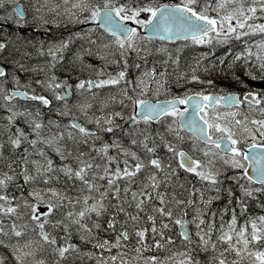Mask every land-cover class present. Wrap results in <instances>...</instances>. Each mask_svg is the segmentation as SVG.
Returning <instances> with one entry per match:
<instances>
[{
	"label": "snow or ice",
	"instance_id": "6c2138e0",
	"mask_svg": "<svg viewBox=\"0 0 264 264\" xmlns=\"http://www.w3.org/2000/svg\"><path fill=\"white\" fill-rule=\"evenodd\" d=\"M5 0H0V6H3ZM49 5H52L49 7ZM63 5V12L67 13L70 20L76 23L99 22V27L111 37L114 38L110 43H103L102 48L107 50L111 44H115L119 50L121 57H124L128 51H136L139 53V41L144 37L137 31L136 26L147 29L148 31L158 34L159 39L183 38L191 39L195 44H212L227 43L231 39L239 40L241 37L261 34L264 35V23H257L259 19L264 18V0H180L175 4H161L158 0H62L57 3L56 0H43L41 7L47 8L49 13L60 14ZM41 7H36L35 12L41 13ZM16 17L23 20L25 12L22 8L14 10ZM83 16V19H81ZM146 16V18H144ZM3 19V17H0ZM47 23V21H44ZM79 35V34H77ZM96 43V41H91ZM67 47V43L59 45L55 50L49 49L48 55L55 60L59 52ZM257 51L253 52L252 48H246L244 52L237 54L235 60L244 59L245 63L255 61V67L260 75H255L251 70H246L245 74L250 76L253 80H264V41L255 45ZM6 44L0 42V50H4ZM87 55L91 56L93 53L88 51ZM101 59L107 57L101 56ZM178 61H174L177 63ZM127 61L125 60V64ZM167 63V62H165ZM139 67V65H136ZM199 62L197 66L192 67L190 73H181L177 77V81L184 79L187 83H205L197 75ZM206 70V69H205ZM99 76H103L101 71ZM108 79L98 80H81L76 85L77 89L91 90L92 88H100L109 85H119L124 83L122 90L123 96L135 105L141 107V118L147 124L151 121H159L161 117L169 116L172 122L167 126V132L174 135L178 141H183L180 136L179 129L187 128L195 136L196 141L204 145L200 147L199 144L193 142L192 151H199L204 157L203 160L194 159L191 155L183 150H178L172 143L168 142L163 135L160 136V141L169 153L172 154V160H178L177 167L183 169L188 173H194L200 180L208 183L210 187L215 188L216 192H220L218 185L222 183L219 179L221 171L216 167V159L218 158L224 164L232 168L243 169L239 176L231 177L237 181L246 179L249 182L254 179L261 185H264V166L256 167L253 171L256 173L255 177L248 174V169L245 167L243 161L249 160V154L244 149V145L248 139L252 141L248 147L253 150L251 160L260 165L264 160V153H257L256 149H264V120H251L250 124L253 127L246 126L248 122L247 116L237 119L238 113L229 112L222 113L221 108L230 109L239 107L242 103L248 102L259 105L264 101V97L257 99V93L248 92L244 95V100L235 93H228L227 95H218L216 93L205 94L200 92H186L183 96H176L171 100L157 101L151 103L145 99L134 98L148 95L154 91L155 95H159L161 89H165L168 84L167 69L157 74L155 67L144 72L136 82L126 80L125 71H120L115 75L108 73ZM5 70L0 67V77H5ZM238 79V78H237ZM56 80L52 76L47 83L49 89L62 87L66 82L53 83ZM16 87L12 91L5 93V89L0 84V94L2 99L6 102H11L16 97H27L31 100L40 101L44 106L50 105L51 101L43 95H29L28 92H22L19 80L14 78ZM38 85H44V81H36ZM207 84L211 85L213 82L208 80ZM247 87V85H242ZM27 87H30L28 85ZM166 90V89H165ZM134 95H129V92ZM69 93L66 91L61 95H56L57 100L64 99ZM114 99V98H113ZM123 103V101H121ZM180 105H187L181 109ZM91 104L82 105V110L87 115V109L91 108ZM11 113L7 117L9 125L16 119L17 116H24L25 113L13 111L11 107L8 108ZM264 113V108H260ZM66 115L67 113H61ZM32 116L31 112L27 113ZM39 116V112L35 114ZM123 119L121 112H115L106 117H96L95 123L100 127V130L112 133L114 129L120 128V125L115 124V118ZM231 117V118H228ZM133 125L138 121L135 116L129 117ZM93 120L89 119V123ZM53 123V122H49ZM109 125L104 128L103 125ZM173 124H178V128H174ZM31 134L35 135V139H29V133H26L23 128L17 127L15 133L8 136V143L13 149H19L22 144L35 148L38 144H46L51 146L52 140L41 137V129L44 127L42 123L33 120L30 125ZM70 127L77 129L79 133L86 138L98 139L96 132L89 130L82 126L76 120L70 122ZM10 131V129L8 130ZM57 136L62 140L63 134L58 133ZM69 139H72V134L69 133ZM87 143V140L84 141ZM133 145H138L145 153L142 158L136 151L124 148L119 141H113L111 144L103 143L99 148L93 150L97 153L96 157H92L85 153H80L75 157L76 166L70 164H63L56 168L51 159L46 158L45 152L40 149L38 155L45 157L44 162L33 160L31 164L34 166L35 174L29 172L27 165L29 160L27 158L28 149L25 148V156L21 158L22 168L20 175L23 177L24 183L28 184L42 179L45 185H49L53 179H58L57 176L50 175L51 173H63L68 179H75L80 181L82 187L80 192H87V195L77 197L74 201L65 193L56 188L45 187L40 189H33L29 192V198L15 197L8 193L9 185L17 179L15 169H12L11 164L8 165L13 174L8 172L0 173V235H14L21 237L27 229V224H17V220L28 218L34 225V231L38 229V235L41 240L48 245L54 246L53 251L58 255L56 264H62L63 261L69 259L72 254L79 253L80 249L77 245L69 242L71 240V233L69 228L71 225L77 226V231L80 233V239L87 243H92L94 248L100 250V254L95 256L89 253L90 259L95 258L97 264H128L125 259L127 252L128 241L130 236L136 238V244L133 251L137 255L142 252L155 249H163L166 245L174 243L171 236H165V229L169 228V224L161 223L160 227L156 226V215L160 217H167L169 220L174 218L173 203L180 209L183 216H187V207L196 205V201L191 199V196L198 190L193 189L189 194L188 199H179L175 193L167 191L161 192L162 185H170L173 177L177 175V170L172 167L171 160L167 164L157 153L158 145L154 138L150 139L148 135H144L142 140L132 139ZM151 145V146H150ZM4 144L0 143V157L3 154ZM115 148L117 155H111L110 149ZM60 159L66 160L72 155L68 152L65 155V150L56 148ZM224 153L220 156L219 153ZM97 158L101 163H97ZM142 173H146L143 180L138 178ZM104 182V183H100ZM182 187V185H181ZM241 190V201L245 197L252 196L253 192L245 185H239ZM229 196H232L231 188L227 189ZM214 198H219L214 197ZM212 199H204L203 194H200V203L203 207H197V215L193 217L192 221L187 223L195 224L197 228V236L199 237L201 246L207 250L210 246L214 251L217 249V242L226 244L222 252L215 258V264H237L235 260L229 262L225 258V253L234 252L237 256L242 253H247L248 256L253 257L252 264H264V215L254 217L245 221L243 225L237 224V217L233 211L231 220L224 221L221 217L219 228H216L214 222H209L202 217L206 213V209L212 203ZM116 203L113 204L112 201ZM67 201L73 208L76 205L80 206L79 211H69L65 214L63 219H57L54 222L50 217L56 215L63 207L64 202ZM91 201V202H90ZM152 201H158L159 207L153 206L151 211L156 214H147L145 208L151 204ZM115 210L114 214L107 221V230L116 233L115 240H102L94 235V231L101 229V224L92 221V215L97 218L104 215L108 208ZM128 208H134L135 214L129 212ZM41 209H44L43 211ZM141 213L147 216V221L151 223L152 227H135L141 222ZM123 214L126 219L121 223L118 216ZM212 217L216 213H211ZM15 217V219H12ZM10 221V233L5 232L4 221ZM129 221L134 225L130 232L127 227ZM91 222V223H90ZM175 223L184 225V219H175ZM120 230L117 232V225ZM46 226L56 229L63 227L65 236L64 243L58 244L57 236L51 234L46 230ZM218 231L216 241L212 239L213 232ZM151 232L152 243L146 242L147 234ZM180 235L185 241L191 242V235L187 229H182ZM156 237H159L157 239ZM0 243H3L0 240ZM23 247H15L14 256L17 264H28L27 257L35 256L33 251H24ZM116 248L117 255L105 256L104 253H111V250ZM177 255V254H173ZM183 257L179 264H199L194 261L189 253H179ZM170 261L172 257L168 258ZM0 264L3 260L0 259ZM33 264H45L43 260H34ZM146 264H165L157 256H151L146 259Z\"/></svg>",
	"mask_w": 264,
	"mask_h": 264
},
{
	"label": "rangeland",
	"instance_id": "374dc122",
	"mask_svg": "<svg viewBox=\"0 0 264 264\" xmlns=\"http://www.w3.org/2000/svg\"><path fill=\"white\" fill-rule=\"evenodd\" d=\"M30 1H31V7H30L29 11L27 9L28 15L23 22H24V24H27V25L34 24L33 31H35L36 29L42 28L43 32H46V35L48 36V38L52 37L50 39L51 40L50 41L51 46L46 47L47 52H45V53L41 51L42 49L44 50V48H45L42 45H40L39 47H37L35 49H32L29 46V44H25L24 49H22V50L20 49V50L16 51L14 54V58H13L14 63L13 62H7L8 64L13 65L14 68H16V69H14V74L15 73L19 74V76H17V77L14 76V78L18 79L19 82L28 83L31 87V90L29 91L31 93V95H43V96L49 97L52 94L51 92H49V90L52 91L53 89H49L47 87L49 90L45 92L46 93V95H45L42 93L43 90H41L39 88V85L36 83V81H38V80L42 81L43 78H46L50 75H54L56 78L60 79L62 77L60 71H62V70L66 71L67 68H69L68 69L69 70L68 75L70 73H72V75H75V77L72 79V81L70 79L64 80L63 78L60 82L54 81L53 83L66 82V84L62 85V87L55 88L54 92L56 93V95H59L63 91H67V86L69 83H71L72 87H73L72 89H76L75 91L77 92V95L74 96L72 99L71 98L68 99V102L65 103V106L52 107V108H50V110L53 109V111L52 110L49 111V113L51 115L52 114H58L60 117L63 118L61 120L62 121V128L68 130L69 133H71L72 135H74L75 133H77L78 136L82 135L81 133H79V131L77 129L70 127V122H71L70 120L72 118H78V119L83 121V123L85 124L87 129L95 131V132H99V131H101L100 127L94 122L96 117H106V116L114 114L115 112H121L123 115V119H121L120 117H116L115 118V124L120 125V128L123 129L124 127H122V124L123 123L128 124L125 121L127 119H129V117L131 116V113L133 112V108H134L135 104H133L127 98L124 99L122 106H118L119 108L117 107V105L119 104L120 101L118 103L114 104V102H116V98H115L114 93L117 92L118 90H123V88H124V85L122 84V82L119 85L105 86L101 92H105L108 90L110 93H113V94H110L109 92L103 93V95L100 96L101 103H103V105H100L98 103V104L93 105L92 108H88L87 111L90 113H87V115H85V112L82 110V107H77L80 109L79 111H77L76 106L74 104L75 102H78L81 100H83V101L91 100L94 97L93 93L92 94L82 93L81 89L76 88V85L79 83V81L84 80L83 78H80V75H78V70H80V68L82 66L80 54L82 55V50H83V56H84V54H86L88 51L87 44L83 40L85 39L86 36L96 33L95 28H92L90 25H88V23H76V22L70 20L67 13L63 12V5L61 8L60 14L57 15L56 13H49L47 11V8L41 7V5L43 4V0H30ZM13 2L15 3L14 4V8H15L16 2H20V0H5L3 6H0V9H2L5 6H9ZM56 2L62 4V0H56ZM51 6L52 5H49V7H51ZM36 7H41V13L40 14H37L35 12ZM144 18H146V16ZM81 19H83V16H81ZM263 20H264V18L259 19L257 21V23H261ZM44 21H47V23H45ZM79 29H80V32H79V37H78L77 34H78ZM17 30H19V29H17ZM19 31H21V30H19ZM68 32H70V34H71V35H68V40H70V42H77V45H75V43H71L72 47H70V51H71L70 54L67 51L65 52L64 50L61 51V52H63L64 55L68 56V57H64L63 61H61L62 57H57L54 60L52 56L48 55V51H49V49L55 50L59 45L62 44L60 42H67L68 41L67 39L60 37L59 35L61 33H68ZM51 34H52V36H51ZM140 34L144 37L143 40L139 41L140 51H139V53H137L136 51L126 52V54L124 56L125 60L127 61L126 67L123 64H121V60L123 57L120 56L119 50L116 48L115 44H111L109 49L105 50L103 53L99 54L97 57H94L92 60L88 61L86 64V68L82 67L81 71L82 72H92L95 76H97L98 73L102 71V69L105 71V74L108 72H113L114 75L116 73H119L120 71H125L126 78H127V76L130 75L131 71H134L132 78L134 79V82H136L138 80V78L141 77V75L144 72L149 71L153 67H155L157 74L162 72V71H165V69H167V79H170V81H171V78L168 75H172L173 70H171L170 68L164 67L166 65H165V62L163 60V57H166V56H167V59H170L171 54L168 53V55H156L155 57H153L151 59V61L149 63H146L141 58V54H142L141 46L142 45H149L148 42H154V41H152L148 37H145L142 33H140ZM246 37L248 38L249 36H246ZM15 38H17V36H15ZM112 40H114V38L109 36L107 33L103 32V31L99 32V34H97V36L94 39V41H96V42H103V43H110ZM14 42H16V41H14ZM23 42H27V43H29V42H43V40H41V38L39 39L38 34H35V40L27 38V39H24ZM79 42H82V45H81L82 50L80 48ZM188 42H192V41H188ZM35 46H37V45H35ZM202 47H203L202 44H195V43L192 44V48H195V51H200V54H204ZM61 52H59L58 55ZM0 55H1V53H0ZM127 55H131L130 57H128V60H127ZM133 55H137L138 58L132 60L134 58ZM101 56L107 57V59H101L100 58ZM1 57H3L5 59V56H1ZM96 61L103 63L101 66L102 68L99 66L98 67L96 66V63H97ZM136 65H139V67H136ZM116 67H119V69H117ZM74 70H76V72H74ZM48 72L50 74H47ZM24 77H25V79H24ZM92 78H94V77L91 74L89 79H92ZM104 79H108V78L104 77ZM26 80H28V81H26ZM0 84H2L4 89H5V93H3V94H7V92L9 91V87L12 86L13 84H14V87H16L14 80L8 78L7 76L0 77ZM28 84H25V85H28ZM165 89H161L159 95H155L154 91H153V92H150L146 96H142V97L134 96V98L143 99L146 97H158L164 91L169 90V88H165ZM84 90H86V88ZM3 94H0V104L1 105L3 104L6 108L11 107L13 109V111L22 112V113H25V115L19 116L23 120H21V122H19L20 119H18V123H17L18 125H14V131H8L9 130L8 125L3 126L0 123V137L2 139V143H3V138L8 140V136L15 133V130L17 127L23 128L26 133L31 134V129L29 127L30 123L33 120H35L36 122L42 123L40 121V119L33 117V116H35V114L37 112H39L40 109H42L41 108V106H42L41 102H40L41 103L40 105H37L34 103L31 104V101L30 102L27 101L25 103V102H22L19 99L15 98L11 102H7V104H6V102L2 99ZM130 95H134V94L130 93ZM85 104H87V103H82V105H85ZM260 108H264V101L259 105H254V106L249 105L246 108H241V109L233 108V109L228 110V109H222L221 108V112L222 113L236 112V113H238L236 118L241 119V120H243V118L245 116H247L249 123H247L246 126L251 128V127H253L250 124L251 120H254V119L255 120H264V113H262L260 111ZM28 112H31L33 115L28 116L27 115ZM61 113H67V114L62 115ZM8 116H9V113H7L6 118ZM228 118H231V117H228ZM1 119H2V109L0 106V122H1ZM89 119L93 120V122L89 123ZM5 121L3 120V122H5ZM50 121L51 120L49 119L48 123ZM48 123L43 121L44 127L40 131H41V137L42 138L52 140L51 146L41 143V144H38L35 148H33L31 155L28 158V160L30 161L29 164L33 160L40 161L41 163L44 162L45 157H41L38 155V151L40 149H42L44 151V150H49L51 148L56 152L57 147L63 149V147L66 146L67 147L65 149L66 151H73L74 154L77 156L80 153H84L83 152L84 148L87 146V143H89V139H86L87 143L82 145L81 147H79V148H77L78 146L73 147L69 143L64 142L63 139L60 140L59 137L57 136V134L54 133L58 129L56 130V127L54 125H50ZM108 126L109 125H106V124L103 125L104 128H106ZM126 127H127V131L125 132V135L124 136L118 135L120 137V140L118 139L115 141H119L120 144L126 149H130L132 151H136L137 153H140L139 150L142 151V149L138 145H133L131 143V141H132V139L142 140L144 138L143 134L146 135L147 132L143 131L141 127H137V126H126ZM157 129L161 130V134L165 137V139L168 142L170 141V143L175 145L174 141H172V139H170L168 137L166 131L162 127L157 128ZM128 133L130 135L129 138H128ZM74 137L76 138V134L74 135ZM35 138H36L35 135H33V136L29 135V139H35ZM113 138H112V140H113ZM112 140H109L108 144H111ZM78 141H82L81 138H79ZM193 142H195V141L191 140V141L187 142V144L193 146ZM251 142L252 141L250 139H248L246 144H249ZM103 143H104V140L99 145H97L96 143H92V144L89 143L88 144L89 155L92 157H96L97 153L93 150V145L95 146V148H99ZM196 143L199 144L200 147H204V145H202L198 142H196ZM78 145H80V144H78ZM190 150L192 151V149H190ZM44 152L46 154V158L51 159V155L49 154V152H47V151H44ZM193 155L197 159H200V160L204 159V157L202 156V154L199 151L193 152ZM219 155L223 156L224 153L220 152ZM96 162L101 163L99 158H97ZM243 163H244V165H246L245 161H243ZM31 167H32V169H31L32 174H35L34 166L32 164H31ZM216 167L219 168L221 172L226 171L227 173H230V172L237 171L236 173H233V175L234 174L236 175L237 173H241V172H239V170H241V169L232 168L231 166L224 164L218 158L216 159ZM2 172H8L9 174H13V172H11L10 169H8V170L0 169V173H2ZM16 176H17V179L15 181H13L12 184L9 185L8 193L10 195H13V196L18 197V198L19 197L29 198V192H31L33 189H40V188H45V187L56 188L54 183H52V181L50 182L49 185H45L42 182V179L37 180L35 182L28 183V184H26V186H24L25 183H24L23 177L21 176V178H20V174H19V177L17 174H16ZM242 184H245V183L243 182ZM63 187H66V186H63ZM250 188H251V186H250ZM56 189H58V188H56ZM174 193H176V190L174 191ZM41 210L43 211L44 209H41ZM12 219H15V217H13ZM191 221H192V219H191ZM16 222H17V224H27L28 225L27 229L24 232V235H22L21 237H15L14 235H11V234H9L7 236L2 235L1 238L3 240V243L5 245L7 244L8 247L10 245L13 251L15 250V247H17V246L23 247L24 245L27 244L28 247L24 248V251H26V252L33 251L35 253L34 257L29 256L26 258L28 264H33L34 260H43L45 262V264H56V262L58 260V255L56 253H54V251H53L54 246H50L48 244H45L41 240V238L38 235L39 230L38 229H36L35 231L33 230L35 228V225L28 218H23L21 220H17ZM9 225H10V221H9V219L6 218L4 221L5 232L10 233ZM191 229L193 232H196V231H194L192 226H191ZM179 253H185V252H183V251L182 252H175V254H177V255H173L174 253H172V254L166 255L164 257H159V258H160V260L164 261L165 264H179V261L181 259H183V257L178 255ZM109 255H116V254L113 253V254H108L105 256H109ZM169 257H172L171 261L168 259ZM125 259L128 260V264H146L147 258L137 256V255H130L127 253V256L125 257ZM93 260H96V259L93 258ZM62 264H69V259H68V262L63 261ZM95 264H97V261Z\"/></svg>",
	"mask_w": 264,
	"mask_h": 264
},
{
	"label": "trees",
	"instance_id": "16d2710c",
	"mask_svg": "<svg viewBox=\"0 0 264 264\" xmlns=\"http://www.w3.org/2000/svg\"><path fill=\"white\" fill-rule=\"evenodd\" d=\"M21 44H23V40L21 41ZM231 48V46H229ZM226 46H216L215 52H212L215 54L213 58L209 60V68L205 67L206 70H204L205 77L208 78V80H211L213 84L220 88H238V85L242 86L245 85L243 80V73L242 69H239L237 66L227 62L225 59H216V55L218 57L225 56ZM242 61V60H239ZM223 64L224 67H220V63ZM238 78V79H237ZM251 81L254 83H258L259 85H264V80L256 79L253 80L251 77H249V85H251ZM127 131V128H126ZM59 133V132H58ZM57 133V134H58ZM130 133V132H129ZM63 139L65 142H70L73 147H81V141L69 139L67 134L62 131ZM118 135L124 136L125 132L117 133V130L115 129L112 133L107 134L106 139L104 140V143H108L109 140L111 143L115 140H120V137ZM158 143H161L160 138L157 139ZM120 143V142H119ZM63 144V143H62ZM80 144V145H78ZM162 144V143H161ZM3 148V154L2 157H0V169L6 170L9 169L8 165L11 164L12 169H15V174H20L21 168H22V162L21 158L24 157L26 154L24 152V146H27L28 153L27 158L30 156V153L32 152V148L27 143H24L21 145L19 149H12V146L9 143H5ZM163 146V144H162ZM67 147L64 146L62 150H65ZM140 153H138L142 158L145 157L143 152L139 150ZM167 151V150H166ZM68 152H71L72 155L68 157L66 160H61L60 156L55 152L53 149L50 148V155L51 159L53 161V165L56 168L61 167L63 164H70L73 167L76 166V159L75 157L77 155L74 154L73 151H66L65 155H67ZM168 152V151H167ZM111 155H117V150L115 148L110 149ZM156 155L160 156L165 164L171 160L172 167L177 170V175L172 178L170 185H162L160 188L161 192H169L174 193L176 190V195L179 199H188L189 194L192 192L193 189L198 190L195 192L191 199L196 201V205L192 207H187V218L193 219L194 216L197 215V207H203V205L200 203V194L202 193L205 200H208L210 198L212 199V203L208 206L206 209L205 215L202 217L206 221L214 222L216 225V228H219V224L221 222V217L224 221L231 220V217L233 215V211L235 212V215L237 217V222L242 223L245 220L252 219L254 217L260 216V214L264 213V188L263 189H256L252 188L253 194L250 197H245L241 201V190L239 185L243 183V180L237 181L231 179L233 177L230 173H224L222 174L219 179L222 181L218 187L221 189L219 193L216 192L215 188L210 187L207 182L200 180L199 177H197L194 173H188L183 169H179L177 167L178 160H172V155L162 152L161 148H157ZM166 157H165V156ZM168 157V158H167ZM29 172L32 173L30 164L27 165ZM11 170V169H10ZM52 176H57L58 179H53L52 183H54L56 188H60L59 190L65 193L68 197H71L73 201L77 197H82L84 195H87V192H80L79 189L82 187L80 181L75 179H68L66 176L63 175V173H51ZM146 173H142L139 180H143ZM21 178V175H20ZM104 183V182H100ZM66 187H63V186ZM182 185V187H181ZM26 186V184H24ZM248 187V186H246ZM231 188L233 195L229 196L227 189ZM219 198H214V197ZM91 202V201H90ZM113 204L116 203L115 200L112 201ZM153 206L159 207L158 201H152L151 204L147 205L145 208V212L147 214H153L151 209ZM174 218L169 220L167 217H160L159 215H156V226L157 228L160 227L161 223H167L169 224V228L165 229V236H171L173 238L174 243L170 245H166L163 249H151L148 251L142 252L141 255H137L133 248L136 244V238L134 236H130V239L128 241L127 249L126 251L130 255H137L141 257H151V256H158L163 257L170 253L176 252V251H184L186 250L192 257L194 261H198L199 264H215V258L219 255L220 252L224 250L225 247H227L226 244H221L217 242V249L214 251L210 246L207 250H204V248L201 246L199 237L197 236V228L194 224H191L194 231H192L191 235V242L185 241L183 237L180 235V230L178 224L175 223V219H180L183 216V213L180 209H178L175 204L172 205ZM80 206L76 205L75 208L72 207V205H69L67 201L64 202V207L54 216L50 217V219L54 222L57 219H63L65 214L69 211H79ZM129 212H132L135 214L134 208H128ZM115 210L111 207L108 208L107 212L104 213L101 217L97 218L94 214L92 215V221H96L101 224V229H97L94 231V235L98 236L100 239L114 241L116 233L112 232L111 230H107V221L111 218V216L114 214ZM211 213H216L215 217L211 216ZM141 222L139 225H136L135 227H147L151 228L152 225L150 222L147 221V216L144 213H141ZM126 217L123 214H120L118 216V220L122 223ZM91 223V222H90ZM127 227L129 228V231L131 232L134 228V225L131 221H129ZM46 230L49 231L51 234L57 236L58 244L64 243L63 237L66 235L64 232L63 227H59L56 229H52L49 226H46ZM120 230L119 224L117 225V232ZM69 232L71 233V240L69 242L77 245V247L80 249L79 253L72 254L69 257V264H95L96 260H93L89 258L88 254L92 253L95 256H98L100 254V250L93 247V244L95 243V240H93L92 243H87L85 241H82L80 239V233L77 231V226L71 225L69 228ZM218 231L213 232L212 239L215 242L216 237L218 235ZM2 235H0V240ZM159 239V237H156ZM3 241V240H2ZM146 242L152 243V234L149 232L146 236ZM51 246V245H50ZM118 249L113 248L111 250V253L105 252L104 255L108 254H118ZM14 251L12 250L11 246H7L4 243H0V259L3 260V264H17V261L14 256ZM88 258V259H87ZM225 258L227 261L231 262L235 260L237 264H252L253 257H250L247 255V253H242L241 256H237L234 252H228L225 253ZM68 262V259L65 260V262Z\"/></svg>",
	"mask_w": 264,
	"mask_h": 264
},
{
	"label": "flooded vegetation",
	"instance_id": "af4514ba",
	"mask_svg": "<svg viewBox=\"0 0 264 264\" xmlns=\"http://www.w3.org/2000/svg\"><path fill=\"white\" fill-rule=\"evenodd\" d=\"M14 2L12 4H10L9 6H5L2 9H0V17H3V19H0V21L2 22L0 24V42L3 43H7V42H11V45L14 46V39L12 38H8L10 37V31L14 32V27H21V26H28L27 24H24V20L26 19L27 15H28V11L30 10L31 7V1L30 0H20V2H16V7L14 8ZM22 8L23 11L25 12V17L23 20H21V22H16V20H18V18L16 17V9H20ZM28 9V11H27ZM15 25V26H14ZM4 33H6L8 35V37H4ZM43 34H46V32H43ZM52 36V34H51ZM52 38V37H51ZM48 38L43 39L42 46L45 47L44 50L42 49V52H47L46 47H50L51 43H50V39ZM258 42H253L252 45V50L253 52L257 51L255 45ZM55 45V44H54ZM203 45V44H202ZM13 46H11L9 49H7V51H12V49L14 48ZM204 46V45H203ZM49 49V48H48ZM13 53V52H12ZM12 53H8L7 55H3L5 56V59L3 57H1L0 55V61L3 62H7V60H9L10 56L12 55ZM190 57V56H189ZM189 57L185 56V59H180L178 60L177 63H175V70L178 71L179 69H184L188 67V61H189ZM182 58V57H181ZM199 58V57H197ZM183 62L186 63V65L183 64ZM254 74H257V69L255 67H253V71ZM185 73V72H184ZM178 76H174L173 79H177ZM253 83V86H251V89H247L246 91H243L240 93L241 98H243V94L247 93V92H254L257 93L258 96L256 97L257 99L264 97V90H261L259 88V85L257 83ZM182 83L176 82V86L177 89H171V92L169 94H167L168 97H176V96H183L186 92H200L202 91L201 89H197L198 87H190V85L188 83L181 85ZM190 84H194V83H190ZM199 84V83H197ZM206 93V92H205ZM263 102V101H262ZM254 106L256 104L252 103H248V102H244L242 103V105L240 106V108H246L247 106ZM264 186V185H261Z\"/></svg>",
	"mask_w": 264,
	"mask_h": 264
},
{
	"label": "water",
	"instance_id": "95a60500",
	"mask_svg": "<svg viewBox=\"0 0 264 264\" xmlns=\"http://www.w3.org/2000/svg\"><path fill=\"white\" fill-rule=\"evenodd\" d=\"M130 24H131V23H130ZM130 26H131V25H130ZM132 27H133V26H132ZM142 32L145 33V34L148 35V36H157V37H159L158 34H154V33L150 32V31H148L147 29H143ZM177 39H179V38H172V39H168V40H170V41H174V40H177ZM216 94H217V93H216ZM218 95H219V94H218ZM163 101H167V100H163ZM150 102H151V103H156L157 101H155V102L150 101ZM141 107H142V106H141ZM139 109H140V111H141V108H139ZM186 129H187V128H186ZM245 151H247L248 154H249V160H247V161H248V165H247L248 174L251 175V176H253V177H255L256 173L253 171V169L256 168V167L264 166V160H262L261 163H260V165H258V164H256L255 162H253V161L251 160V156H252V154H253V150L247 146V147L245 148ZM255 151H256L257 153H264V149H256ZM253 181L258 182V181L255 180V179H254ZM258 183H259V182H258ZM184 220L186 221V223H185L184 225H179V226H180V230H182V229H187V230L190 232L189 223H187L188 220H187V219H184Z\"/></svg>",
	"mask_w": 264,
	"mask_h": 264
},
{
	"label": "bare ground",
	"instance_id": "6f19581e",
	"mask_svg": "<svg viewBox=\"0 0 264 264\" xmlns=\"http://www.w3.org/2000/svg\"><path fill=\"white\" fill-rule=\"evenodd\" d=\"M221 220V219H220Z\"/></svg>",
	"mask_w": 264,
	"mask_h": 264
}]
</instances>
